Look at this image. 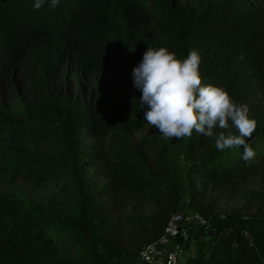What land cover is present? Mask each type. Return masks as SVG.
Returning a JSON list of instances; mask_svg holds the SVG:
<instances>
[{
  "label": "trees",
  "instance_id": "16d2710c",
  "mask_svg": "<svg viewBox=\"0 0 264 264\" xmlns=\"http://www.w3.org/2000/svg\"><path fill=\"white\" fill-rule=\"evenodd\" d=\"M34 2L0 0V171L59 188L49 205L0 199V264H138L175 212L205 218L189 229L195 250L183 264H264V212L220 211L207 198L264 169V114L246 138L253 159L210 139V151L192 157L186 185L183 139L134 142L149 125L142 93L130 82L112 87L115 71L164 46L180 57L197 50L204 82L232 99L264 98V0ZM83 137L110 147L87 152ZM189 140L200 151L208 139L194 132ZM254 195L246 203L264 204V188Z\"/></svg>",
  "mask_w": 264,
  "mask_h": 264
},
{
  "label": "clouds",
  "instance_id": "9594fccd",
  "mask_svg": "<svg viewBox=\"0 0 264 264\" xmlns=\"http://www.w3.org/2000/svg\"><path fill=\"white\" fill-rule=\"evenodd\" d=\"M59 2L50 0V6ZM44 4L45 0H35L33 8ZM200 64L197 50L180 57L164 46L148 47L132 73L134 86L142 93L139 103L147 106L144 120L164 139H187L196 132L212 139L218 151L243 148L242 159H253L255 151L246 138L255 132L256 119L247 104H237L224 88L206 84ZM230 126L238 134L226 131Z\"/></svg>",
  "mask_w": 264,
  "mask_h": 264
},
{
  "label": "rangeland",
  "instance_id": "374dc122",
  "mask_svg": "<svg viewBox=\"0 0 264 264\" xmlns=\"http://www.w3.org/2000/svg\"><path fill=\"white\" fill-rule=\"evenodd\" d=\"M119 76L116 75V71L113 75V78L116 79V84H112V87L118 89V86L124 85V82L133 83V70L121 71L119 70ZM233 100L237 104H247L250 110V115L256 120L264 114V98L260 94H248L240 99V96L233 97ZM235 128L231 127L226 131H234ZM220 130L217 129V132ZM159 133L157 129L152 128L150 125H147L144 128H141L135 131L132 135V140L134 142H141V139L145 135H155ZM204 140L208 139L203 136ZM190 138L183 139V145L180 149L179 163L181 170V178L183 182L187 185L188 171L193 162L192 157L198 156L203 153L210 151V139L206 140L203 144V147L200 151L194 150L193 146L190 145ZM83 146L87 152L91 150H108L110 147L109 139H97L92 137H83ZM142 146V144H141ZM142 151L147 154L146 146H143ZM88 173L97 177V173L93 174V169L88 168ZM59 188V185L49 184L45 187H40L31 182H25L21 178L15 177L11 174L4 173L0 171V199L6 198L8 196H13L23 202L24 204L37 205L38 203H47L50 204L49 199L51 198L53 192ZM258 188H264V169L258 172L256 175L251 178L246 179L243 182L237 184L235 190H227L225 192H214L207 198H215L217 209L220 211H237V212H264V204L261 202L256 204L246 203V198H254V191ZM139 204L138 199H132L130 205ZM142 210H145L146 213H153L155 208L154 206H146ZM144 215V214H143ZM195 250V247H190L189 244L186 245L185 250L182 255V259H185L191 251Z\"/></svg>",
  "mask_w": 264,
  "mask_h": 264
},
{
  "label": "built area",
  "instance_id": "2783aa9c",
  "mask_svg": "<svg viewBox=\"0 0 264 264\" xmlns=\"http://www.w3.org/2000/svg\"><path fill=\"white\" fill-rule=\"evenodd\" d=\"M205 218L197 212H175L166 224L163 235L145 245L139 254L138 264H183L182 255L190 245V227Z\"/></svg>",
  "mask_w": 264,
  "mask_h": 264
},
{
  "label": "crops",
  "instance_id": "0c3cea01",
  "mask_svg": "<svg viewBox=\"0 0 264 264\" xmlns=\"http://www.w3.org/2000/svg\"><path fill=\"white\" fill-rule=\"evenodd\" d=\"M193 251H194V250H193ZM193 251H191V253H192ZM188 255H190V253H189ZM188 255H187V256H188ZM185 259H186V257H185ZM185 259H183V261H184Z\"/></svg>",
  "mask_w": 264,
  "mask_h": 264
}]
</instances>
